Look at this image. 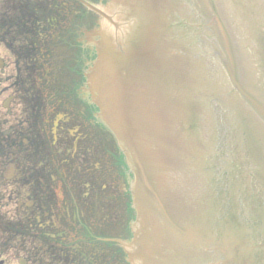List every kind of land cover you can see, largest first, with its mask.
<instances>
[{"label": "water", "instance_id": "water-1", "mask_svg": "<svg viewBox=\"0 0 264 264\" xmlns=\"http://www.w3.org/2000/svg\"><path fill=\"white\" fill-rule=\"evenodd\" d=\"M108 2L88 80L134 175L130 261L264 264V0Z\"/></svg>", "mask_w": 264, "mask_h": 264}, {"label": "flooded vegetation", "instance_id": "flooded-vegetation-1", "mask_svg": "<svg viewBox=\"0 0 264 264\" xmlns=\"http://www.w3.org/2000/svg\"><path fill=\"white\" fill-rule=\"evenodd\" d=\"M108 3L0 0V264H132L133 175L88 83Z\"/></svg>", "mask_w": 264, "mask_h": 264}]
</instances>
